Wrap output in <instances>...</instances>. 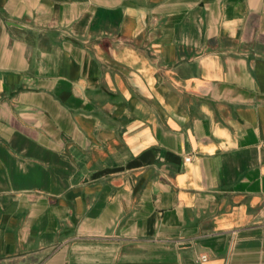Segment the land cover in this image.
Here are the masks:
<instances>
[{
	"label": "crops",
	"instance_id": "crops-1",
	"mask_svg": "<svg viewBox=\"0 0 264 264\" xmlns=\"http://www.w3.org/2000/svg\"><path fill=\"white\" fill-rule=\"evenodd\" d=\"M0 264H264V0H0Z\"/></svg>",
	"mask_w": 264,
	"mask_h": 264
},
{
	"label": "built area",
	"instance_id": "built-area-1",
	"mask_svg": "<svg viewBox=\"0 0 264 264\" xmlns=\"http://www.w3.org/2000/svg\"><path fill=\"white\" fill-rule=\"evenodd\" d=\"M183 161H184V162H187V161H189V158H184ZM202 260H203V258H202Z\"/></svg>",
	"mask_w": 264,
	"mask_h": 264
}]
</instances>
